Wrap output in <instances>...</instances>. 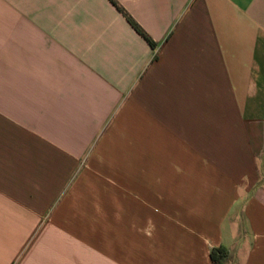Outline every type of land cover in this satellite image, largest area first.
Instances as JSON below:
<instances>
[{
  "label": "crops",
  "instance_id": "obj_1",
  "mask_svg": "<svg viewBox=\"0 0 264 264\" xmlns=\"http://www.w3.org/2000/svg\"><path fill=\"white\" fill-rule=\"evenodd\" d=\"M114 1L0 0V264H264V0Z\"/></svg>",
  "mask_w": 264,
  "mask_h": 264
},
{
  "label": "trees",
  "instance_id": "obj_2",
  "mask_svg": "<svg viewBox=\"0 0 264 264\" xmlns=\"http://www.w3.org/2000/svg\"><path fill=\"white\" fill-rule=\"evenodd\" d=\"M112 2H113V4L115 5V6H117V8L121 11V12H123V9L122 8H120L119 6H118V4L114 1V0H111ZM130 19V18H129ZM130 21L132 22V24L134 25V27L136 28V30L141 34V35H143L144 37H145V39H147V41L149 42V44H151V45H153V42L150 40V39H148L147 37H146V35L144 34V32L141 30V28L135 23V22H133L132 21V19H130ZM227 255V250L225 249V248H216V249H213L212 251H211V260H212V263L213 264H223V260H224V258H225V256Z\"/></svg>",
  "mask_w": 264,
  "mask_h": 264
}]
</instances>
